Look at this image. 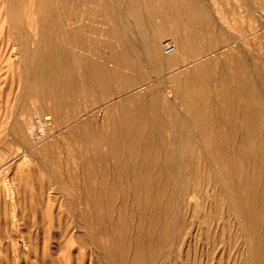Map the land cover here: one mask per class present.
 Listing matches in <instances>:
<instances>
[{"label":"bare ground","instance_id":"bare-ground-1","mask_svg":"<svg viewBox=\"0 0 264 264\" xmlns=\"http://www.w3.org/2000/svg\"><path fill=\"white\" fill-rule=\"evenodd\" d=\"M0 3L15 25L9 24L8 31L15 37L13 45L20 47L22 95L47 110L45 119L57 117L48 122L49 139L30 143L28 154L49 170L50 178L61 175L59 182L73 184L51 183L46 196L51 202L56 191L63 193L74 216L70 223L80 226L82 243L91 244V253L104 264L154 263L180 197L198 192L203 205L210 204L205 216L208 228L225 208L238 238H243L244 250L254 257L252 264H258V240L253 246L252 239L257 232L264 233V43L253 46L241 38L257 28L256 20L264 27V18L255 17L251 2H238L240 17L235 21L249 24L236 28L241 33L227 34L231 28L227 26L226 33L201 35L215 39L218 35L224 41L236 35L241 40L225 42L209 54L215 43L192 41L200 37L195 29L217 32L216 21L229 22L221 9H209L219 6L216 0H85V5L81 2L89 9L85 13L92 12L93 20L107 25V52L98 59L94 51L78 50L87 40L81 28L60 24L62 12L73 8L72 0ZM24 6L30 17L36 16L28 20L35 22L29 29L34 36L21 18ZM69 17L64 24L71 23ZM166 36L176 46L171 53L164 49ZM149 63V77L179 70L141 90L145 82L136 81L133 71ZM114 83L129 89L128 94L95 111L85 107L83 113L80 109L66 113L74 121L52 133L63 124L66 104L81 91H104ZM12 125L13 134L25 143L21 124ZM7 151L0 150V158ZM23 161L28 157L22 156L20 164ZM23 184L16 176L0 177V204L8 198L13 203L12 188ZM192 202H184V210L195 205ZM177 223L172 226L174 234ZM72 244L71 238L68 247Z\"/></svg>","mask_w":264,"mask_h":264},{"label":"rangeland","instance_id":"rangeland-1","mask_svg":"<svg viewBox=\"0 0 264 264\" xmlns=\"http://www.w3.org/2000/svg\"><path fill=\"white\" fill-rule=\"evenodd\" d=\"M72 1L74 4L73 8H71L72 11L70 9L69 11L65 10L62 12L64 22L60 23L61 26L75 30L77 27L78 30L82 29V27L87 28V31L80 29V33L86 34L89 39L85 36L87 39H85V45L81 46L78 50H80V53L85 52L84 50L88 51L87 53L94 51L95 59H98L100 54L104 56L107 52L105 45L108 40L107 25H102V22L98 23L93 20L92 12L86 11L88 14L85 13V10H89L86 9L88 8L87 6L83 7L82 5V3L85 5V0L78 2L79 5L77 4L79 0ZM204 1L209 3L211 0ZM216 1L219 3V6L216 8L210 6L209 9L211 11L213 9H221L229 22L216 21L214 25L218 27L216 28L217 32H215L216 30L209 31V29H195L200 37L194 39L192 42L198 44L205 42L215 43L217 46L210 47L207 51L209 54H215L217 49L223 48V43L225 42L233 44L236 41H243L244 39V41L253 46L264 43V27L260 25L261 20H256L255 25L257 28L245 31L247 36L242 37L241 40L236 35H234L235 37L232 36V39H227V41L219 38L220 36L218 35L216 39L214 38L216 36H201L206 34V32L207 34L212 33L215 35L222 31L226 33L228 31L226 29L229 26L231 28H229L227 34L231 33L233 35L236 32L238 34L241 32H238L236 28L244 29L249 25L246 21H235V19L240 17L238 12L240 4L238 2L241 0ZM249 2H251L249 6L255 9V12L257 11L254 14L255 17L257 19L260 17L264 18V0H249ZM77 5L81 6L80 8L82 9L85 8L84 11L81 9L80 12ZM1 6L0 3V150L8 151L6 157L0 158V177L4 178L6 176L7 179H11L13 176H16L23 180L24 184L17 190L14 187L12 188L16 193L13 203L8 198V200L0 204V264H104V261L99 260L95 253H91V244L88 241H84L86 244L82 243L84 233L79 230L80 226L76 227L70 223L74 216L69 214V208L66 204L67 200L62 195L63 193L56 191L54 200L49 202L47 199L46 193L49 186L59 187V185H62L71 187L73 184L59 182L61 180L60 177H62L61 175L56 174L50 178L49 170L47 171L42 166L34 163L28 154L30 152V143L34 144L38 140L40 144L49 139L47 136V130L49 129L48 122L51 120L54 123L53 120L57 119V117L51 115L52 119H45L47 115H45V111L47 110L39 109L41 105L33 103L31 100H25V96L22 95V78L20 79L21 70L19 69L21 55L18 52L20 47L13 45L16 42L15 37L9 35L12 31H8L9 24L13 23V19L9 21L10 18L2 12L4 6ZM24 7L20 11L21 18L23 22L27 23L25 29L32 35L35 31H30V28L35 27L33 25L35 22L33 23V20H28L36 16L32 14L33 18L30 17V10L26 6ZM65 13L69 14L70 17L67 14L65 15ZM67 16L69 20L72 18V21L69 24H64L68 18ZM19 24L23 25L19 26L24 28V23L20 22ZM10 26L15 25L10 24ZM103 28L106 30L104 31ZM189 30V27H187L186 31ZM101 31H104V34H100ZM164 39L165 46L168 42L172 41L171 36H166ZM69 41L66 40L64 43L66 44ZM67 48L71 53L74 52L73 47ZM164 49L166 50V47ZM83 54H86V52ZM200 55L202 54L192 56L191 59H195ZM148 67L152 68V65L149 63L146 66H141V69L136 68L137 70L133 71L136 75V81L145 82L142 86L143 88L140 87L141 90H144L147 84H155L158 77L164 79L165 76L179 70L174 68L171 71H162L158 75L149 77ZM76 75V71L71 74L72 80H75ZM143 78L145 79L141 80ZM120 86V84L114 83L104 91L101 89H94L92 91L90 88L88 93L87 89L81 91L75 99L66 104L67 110H65L61 118L63 124L56 129L53 128L52 133L55 134L63 130L74 121L75 118L72 120L68 119L65 115L66 113L73 115L76 111L79 112V109L83 113L82 111L85 107L95 111L102 107V105L114 103L119 98L128 94L129 89ZM70 89L72 88L70 87ZM15 121L21 124L22 132L26 139L25 143L21 141V138L13 134L12 124ZM41 132H43V135H40ZM23 154L25 157H28V161H23L20 164V159L24 156ZM62 170L65 171L67 169L62 168ZM183 201L186 203L188 201L196 203L186 211L184 210L185 204ZM202 202L203 199L199 196L198 192H190L180 197V204L175 206L174 213L172 212L168 219V229L164 233V246L154 256L155 261L152 264L253 263L254 257L248 256L244 250L243 238L241 239L240 235L238 238L237 230L233 225V218L230 217L228 211L223 208L222 212H220L222 216L216 218L211 223L210 228H208L209 223L205 221V216L210 210V204L204 206ZM152 206L150 213L153 212L154 200L152 201ZM212 209L214 213L216 209L215 204H213ZM177 221L178 231L174 234L172 226ZM182 226L184 229L180 232L179 229ZM257 233L258 237L252 239V244L254 246L255 240H258L256 247H259V249H255L256 255H253L256 256L258 264H264V233ZM77 234L80 235L78 239L76 237ZM71 238L73 239V244L69 248L68 242Z\"/></svg>","mask_w":264,"mask_h":264},{"label":"built area","instance_id":"built-area-1","mask_svg":"<svg viewBox=\"0 0 264 264\" xmlns=\"http://www.w3.org/2000/svg\"><path fill=\"white\" fill-rule=\"evenodd\" d=\"M175 48H176V46H175V44L173 42H168L166 44V52L167 53L173 52L175 50Z\"/></svg>","mask_w":264,"mask_h":264}]
</instances>
